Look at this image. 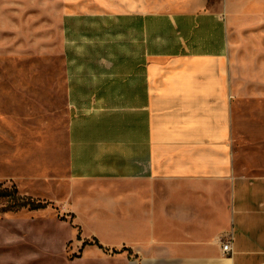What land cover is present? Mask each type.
<instances>
[{
	"label": "crops",
	"instance_id": "1",
	"mask_svg": "<svg viewBox=\"0 0 264 264\" xmlns=\"http://www.w3.org/2000/svg\"><path fill=\"white\" fill-rule=\"evenodd\" d=\"M185 1L63 16L67 196L120 182L129 264H264V0Z\"/></svg>",
	"mask_w": 264,
	"mask_h": 264
},
{
	"label": "rangeland",
	"instance_id": "2",
	"mask_svg": "<svg viewBox=\"0 0 264 264\" xmlns=\"http://www.w3.org/2000/svg\"><path fill=\"white\" fill-rule=\"evenodd\" d=\"M185 8V0H0V190L16 188L15 196L46 203L11 210L13 196L0 194V264L134 261L120 203L105 196L119 192L120 182L81 184L83 195L95 194L67 196L62 19L74 12ZM253 26L232 30L243 59L264 46V22ZM246 70L243 77H254L256 70ZM34 172L38 178H29Z\"/></svg>",
	"mask_w": 264,
	"mask_h": 264
},
{
	"label": "trees",
	"instance_id": "3",
	"mask_svg": "<svg viewBox=\"0 0 264 264\" xmlns=\"http://www.w3.org/2000/svg\"><path fill=\"white\" fill-rule=\"evenodd\" d=\"M17 192L16 188L12 192H9L8 190H0L1 195H12L13 196V202L11 203L13 207H11V210H18L23 207H28L29 209H40L46 207V203L36 201L31 198L22 197V196H16L14 193ZM94 244L98 245L99 247H103L98 240L94 239ZM126 249V248H125ZM127 250V249H126Z\"/></svg>",
	"mask_w": 264,
	"mask_h": 264
},
{
	"label": "built area",
	"instance_id": "4",
	"mask_svg": "<svg viewBox=\"0 0 264 264\" xmlns=\"http://www.w3.org/2000/svg\"><path fill=\"white\" fill-rule=\"evenodd\" d=\"M232 245H233V235L230 234L227 238L223 240L222 243V249L224 253L228 254L232 251Z\"/></svg>",
	"mask_w": 264,
	"mask_h": 264
}]
</instances>
